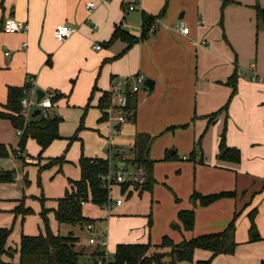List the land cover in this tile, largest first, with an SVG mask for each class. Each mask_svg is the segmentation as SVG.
Returning a JSON list of instances; mask_svg holds the SVG:
<instances>
[{"label": "crops", "instance_id": "crops-1", "mask_svg": "<svg viewBox=\"0 0 264 264\" xmlns=\"http://www.w3.org/2000/svg\"><path fill=\"white\" fill-rule=\"evenodd\" d=\"M89 1L94 6L87 13L85 4ZM255 4L264 8V0H140L138 7L131 10L126 8L125 0H0V24L6 15L26 23L24 31L0 30V113L7 111V87L22 86L29 78V89L33 90L28 91V96L34 100L36 89L44 94L56 91L50 108L62 95L65 102L75 98L85 107L94 99L97 121L104 126L101 135L107 142L94 154H63L60 165H50L46 170L49 183L54 182L57 173L62 176L59 193L52 194L45 192L38 180L40 171L50 166L40 170L39 167L60 154L49 150L50 143L37 156L39 145L31 137L26 141L31 152L25 147L19 150L16 129L9 119L0 116V143L15 149V153L0 158V175L9 171L11 176L10 180H0V226L11 228L5 246L7 250L14 249L2 256L7 264H17L16 248L21 234L33 235L42 230V206L48 209L46 215L52 231L60 232L63 227L60 233H65L71 228L58 224L53 210L57 199L71 189L70 180L80 176V155L106 159L111 167L128 163L137 132L152 136L147 152L152 160L151 187L125 196L114 186L112 200L122 196V201L109 209L89 200L83 202V213L93 219L92 229L82 226L78 231L72 227L74 234L104 231L95 227L97 224L102 228L104 224L107 251L112 253L121 242L158 243L164 234L179 241L220 231L237 211L234 251L211 256L210 250L196 248L192 264L210 256L209 264H259L264 259L259 242L264 232H257L259 237L251 239L247 216L254 207L255 227L264 217V208L259 209L264 199V28L257 26ZM141 11L155 16L152 32L131 44L120 38L106 43L116 25L139 36ZM175 21L185 23L187 33L175 28ZM58 22L73 27L61 41L53 36ZM96 44L98 48L94 47ZM234 68L235 92L226 110L219 111L207 123L208 115L225 103L231 91L226 80ZM136 72L152 79V88L148 91L140 87L134 93V116L120 126L106 122L105 118L100 120L97 103L102 92L108 90L115 76ZM34 108L28 105L24 109L26 119L35 116ZM60 118L59 136L52 142L61 138L67 145L70 135L59 131ZM222 131L225 143L239 149V160L217 157ZM166 151L176 157L164 159ZM68 165L74 166L75 171L65 173ZM29 169L35 171L36 185L28 177ZM21 179L20 185L13 183ZM221 190L234 194L206 204L189 198L193 191L207 194ZM19 205L30 212H16ZM180 209H193L190 229H184L178 219ZM170 220H176L174 226L180 234L168 226ZM86 244L88 247L80 251L78 260L84 256V264H89L94 246L87 240Z\"/></svg>", "mask_w": 264, "mask_h": 264}, {"label": "trees", "instance_id": "trees-1", "mask_svg": "<svg viewBox=\"0 0 264 264\" xmlns=\"http://www.w3.org/2000/svg\"><path fill=\"white\" fill-rule=\"evenodd\" d=\"M257 26L264 28V8L258 4L254 5ZM155 19L154 15L141 11L140 14V34L133 36L127 30L116 25L112 30L106 43H110L116 38H120L131 44L138 39L147 36L150 25ZM1 30V24H0ZM236 69L227 77L226 83L231 87V91L225 103L215 111H212L207 117V123L221 110H226L228 101L236 89ZM31 86L30 79L28 78L22 86L9 85L6 91V102L4 104L7 111L0 113L9 119L10 123L15 129L20 128L21 133L18 139V149L23 150L25 141L28 137L36 140L39 145L40 156L42 150L54 139L59 136L58 123L60 116L50 114L44 118L39 114H35L31 119H26L21 112L20 99ZM109 102V94L103 91L98 99L97 106L101 110L100 120L106 118L105 108ZM135 98L134 93L128 96L127 100V120L134 116ZM152 136L143 132H137L134 136L132 145V158L130 163L133 165H142L145 169L146 179L139 188L148 189L151 187V167L152 160L148 157V147L151 143ZM199 140L197 139V143ZM199 144V143H198ZM192 149L189 153L192 156L195 152ZM15 149L11 148L4 143H0V158L8 157L14 153ZM175 158L176 155L166 151L163 155L164 159ZM217 157L232 161L239 160V149L229 146L225 143L223 131L220 133L218 141ZM63 160V154L51 157L43 165L39 167L44 168L54 163L60 165ZM108 161L100 157H86L80 155L78 158L79 178L77 180H70L72 183L71 189H66L63 196L57 199L56 207L53 210V215L58 224H67L71 228H81L86 223L91 222L93 219L83 213L81 201H91L98 206H104L108 201L107 189L102 186L99 175L107 169ZM10 172L0 175V180L7 181L11 179ZM125 185L119 189L120 193L124 192ZM131 193L128 190L125 196ZM234 191L221 190L218 192L201 194L193 191L189 196L192 202L197 198L200 204L209 203L221 196L232 195ZM16 212H30L29 208H24L19 205ZM48 209L43 207L39 211L42 222V230L37 234L28 235L21 234L16 250L18 251L17 264H82L78 260L80 251L74 248V242L77 240L78 235L70 228L65 233L59 231H52L48 224V217L46 215ZM255 208L249 209L247 216L250 222L249 230L255 227L254 223ZM237 211L234 212L232 218L227 225L220 231L203 233L193 236L189 239H181L173 241L169 236L162 235L158 243H126L121 242L115 245L111 257L107 264H179L181 261H187L192 264L193 251L196 248L207 249L211 251V256L219 253H232L236 246L234 237L235 232V218ZM178 219L182 222L184 229H190L193 225V209H180L177 212ZM11 228L0 226V264H7L2 259L4 253L11 254L14 249H6V240L10 234ZM256 234L250 236L251 239L258 238ZM101 254V248L96 246L92 250V259L89 264H95L96 259ZM211 256L207 259L196 260L194 264H209ZM259 264H264V259H260Z\"/></svg>", "mask_w": 264, "mask_h": 264}, {"label": "built area", "instance_id": "built-area-1", "mask_svg": "<svg viewBox=\"0 0 264 264\" xmlns=\"http://www.w3.org/2000/svg\"><path fill=\"white\" fill-rule=\"evenodd\" d=\"M126 8L128 10L137 8L140 0H125ZM94 4L92 2H87L85 8L87 13L93 9ZM154 22L150 25L149 31L154 30ZM173 26L177 28L181 33L185 34L188 31V26L182 21H175ZM26 30V23L23 20L16 19L11 15H6L1 21V31L3 32H13V31H24ZM73 30V27L68 23L58 22L54 25L53 36L56 40L61 41L65 39ZM25 45V41L21 42V46ZM95 48L99 47V44L94 45ZM7 54V51L4 52ZM252 78H256L255 74H252ZM144 79V75L140 72L133 73L131 75H118L112 79L111 84L107 90L109 94V102L105 108L106 120L109 123H113L116 126L122 125L127 120V100L128 96L135 93L140 87ZM32 82V81H30ZM33 89H28L24 91L23 97L20 99L21 112L24 113V109L28 105H33L39 109V115L46 118L49 116L47 109L52 105V99L56 96L55 91H48L43 94L38 101L32 99L28 96V91ZM16 133L19 135L21 129H16ZM102 186L107 189L108 201L103 206L105 209H109L114 204H119L122 201V196H118L112 200L111 189L117 186L118 189L122 185H125L124 192L120 195H125V193L130 190L131 192H138L140 186L146 179L145 169L142 165H133L130 162H120L114 167L107 165V169L99 175ZM83 203V201H81ZM86 229H92V224L86 223L84 225ZM105 232L98 231L87 238L88 243L92 244L94 247L99 246L101 248V254L95 261V264H107L111 253L107 251L105 242Z\"/></svg>", "mask_w": 264, "mask_h": 264}, {"label": "rangeland", "instance_id": "rangeland-1", "mask_svg": "<svg viewBox=\"0 0 264 264\" xmlns=\"http://www.w3.org/2000/svg\"><path fill=\"white\" fill-rule=\"evenodd\" d=\"M96 28V26H95ZM7 52H9L8 50H6ZM54 91V90H50ZM56 92V91H55ZM64 95L60 96L56 101L57 104H54L53 107H49L47 109V112L49 113V115L51 114V112H55V115H58L60 117H62V121H61V125H60V129L59 131H61L63 133L64 136H68L70 135V137L68 138L69 141H71L69 144H65V142H63V140L57 139L54 140L53 142L51 141L49 144V150L53 153L57 152L59 154H64L65 156L68 155L69 157H73V156H77L80 152L83 154L86 153H91L94 154L95 152H97L98 148L103 146L104 141L106 142L105 138L101 135V133H103V123H101V121H97V108L95 106L93 102L94 99L91 100V103L88 104L86 107L84 104H80L78 103V99L75 98H69V100L67 102L64 101ZM57 113V114H56ZM107 122V120H105ZM103 122V120H102ZM104 138V139H103ZM28 139L31 138H27L26 141H28ZM25 141V149H27V151L29 152L30 150L28 149L29 146ZM35 140H34V144H33V150L32 152H34L35 154ZM107 143V142H106ZM48 144V145H49ZM47 145V146H48ZM31 152V151H30ZM15 153V152H14ZM17 154V153H16ZM32 154V153H31ZM33 155V154H32ZM58 155V154H57ZM63 166V165H62ZM50 167H47L46 169H42L40 171V177L38 180H40L39 184L40 186L42 185L41 183H43L44 185V191L45 192H49L52 194H57L60 191V186H61V177L60 173H57L56 176L52 179L54 182L53 183H49L46 177V170H48ZM63 168V167H62ZM65 173L66 172H74L75 171V167L72 165H68L65 167ZM28 177L31 180V183H33V185L35 184V180H36V175H35V171L34 170H28ZM12 183V182H11ZM13 183H17V184H21L23 183V180H19V181H14ZM18 187V185L16 186ZM19 189V188H18ZM134 195H136L135 193L132 194V197H134ZM260 204L262 206L259 207L260 211L264 208V199L261 200ZM264 210V209H263ZM264 212V211H263ZM262 221L258 223L257 227L254 228L257 230V232L259 234H263L264 232V217L261 219ZM49 222V221H48ZM176 220H170L167 222L168 226L171 227V230L174 233L180 234L179 228L174 226ZM96 230H104V232L106 230V226L103 224L102 228L99 225H95ZM79 231V228H76ZM60 232L63 230V227H60ZM249 230V234H250ZM105 232V242L107 243V235ZM261 232V233H260ZM78 234V241L77 243L74 244V248L78 251H83L84 248L88 247L86 244V240L87 237H89L90 235H92V232H84L82 233H77ZM240 235V233H238V236ZM240 243V241H238ZM259 242H261V246L264 249V238L260 239ZM237 243V242H236ZM237 245V244H236ZM106 249L108 250V245L106 244ZM79 260L82 264H84V260L85 257H79ZM86 261V260H85ZM179 264H190L187 261H181Z\"/></svg>", "mask_w": 264, "mask_h": 264}, {"label": "water", "instance_id": "water-1", "mask_svg": "<svg viewBox=\"0 0 264 264\" xmlns=\"http://www.w3.org/2000/svg\"><path fill=\"white\" fill-rule=\"evenodd\" d=\"M141 87H142V88H146L148 91H150L151 88H152V79H150V78H148V77H145V78L143 79L142 83H141ZM43 94H44V92H43L42 90H40V89H36V90H35V96H36L35 100L38 101V100L40 99V97H41ZM38 113H39V109H38L37 107L34 108L33 111H32V114L35 115V114H38ZM256 234H257L256 229H252V230L250 231V235H251V236H254V235H256Z\"/></svg>", "mask_w": 264, "mask_h": 264}]
</instances>
